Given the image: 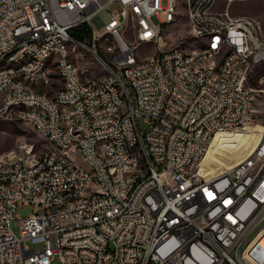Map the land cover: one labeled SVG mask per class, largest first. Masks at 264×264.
Segmentation results:
<instances>
[{"label":"built area","instance_id":"obj_1","mask_svg":"<svg viewBox=\"0 0 264 264\" xmlns=\"http://www.w3.org/2000/svg\"><path fill=\"white\" fill-rule=\"evenodd\" d=\"M218 1L223 9H215ZM241 1L248 0L181 4L187 40L196 47L178 51L168 44L172 28L165 20L177 16L180 0L165 6L163 0H0V88L12 84L7 102H21L17 116L52 149L35 158L30 144L21 143L11 160L0 155V264H250L243 252L264 227V108L249 161L214 177L201 173L216 135L255 123L248 114L256 102L248 92L254 72L234 73V66L261 63L264 70V49L257 48L264 28L255 17L230 13ZM113 5L119 8L96 31L91 18ZM135 22H143V33ZM251 24L260 35H252ZM81 25L89 26L91 42L106 43L111 57L97 81L82 82L69 59L71 31ZM203 32L215 40H202ZM218 32H225L226 45H218ZM144 40L156 41L158 58L139 57ZM218 48L230 54L225 70L206 64ZM43 56L62 59V69L43 64ZM48 71L56 72L50 86L34 87ZM19 75L31 83H20ZM7 102L0 103V117L9 115ZM141 116L145 134L136 123ZM67 145H75L74 155H66ZM136 147L146 150L148 177L136 171ZM94 151L103 152L109 170H101ZM66 196L73 205H65ZM18 205L35 210L21 221ZM17 220L21 237L12 230Z\"/></svg>","mask_w":264,"mask_h":264},{"label":"rangeland","instance_id":"obj_2","mask_svg":"<svg viewBox=\"0 0 264 264\" xmlns=\"http://www.w3.org/2000/svg\"><path fill=\"white\" fill-rule=\"evenodd\" d=\"M181 4H183L182 1L176 13L181 18L169 27L172 29L168 38V44L171 46L178 45V47L184 50L192 49L196 47V44L187 40L190 27L188 19L186 18L187 11ZM165 5L166 0H163V6ZM223 6V2L218 1L215 9H223ZM118 8L117 5H113L109 9H103L96 13L91 18V23L95 30L98 32L102 31L109 21V11ZM230 13L233 16L255 17L261 22L264 28V0L235 2L230 6ZM254 35H260V27L258 24H254ZM257 43L262 47L261 49H264V41H257ZM105 47L106 43L102 40L86 44L77 43L73 40L68 42L69 59L76 68V74L82 82L97 80V78L105 76L104 63L111 61V57L105 52ZM156 53L157 50L153 44H142L137 49V54L140 58L153 57ZM247 74H250L248 90L252 95H256V102L251 107V114L255 118V123H253V126H245L236 132L215 137L205 160L201 164V173L207 177L217 176L224 170L237 165L239 162L247 159L249 154L252 151H256L258 147V141L262 134L260 123L262 122L264 108V94L263 92L259 93V90H264V82L259 84L258 79L264 75V70L261 69V64L251 65ZM52 79H56V77H52ZM49 86L50 84L43 87ZM59 86H61V82L55 83L53 89ZM53 89L49 88L45 89V91L51 94ZM136 123L141 134H145L148 131V124L145 117H139ZM21 143L30 144V151L35 152V158H43L44 155H49L52 152L49 144L42 140L33 128L20 120L17 112L13 111L0 119V155L4 154V158L11 159V153ZM74 153L75 146L70 148L66 152V155H74ZM75 161L79 166L86 168L78 155L75 156ZM34 210L35 208L31 205H18L15 215L22 221L27 219ZM19 220L14 221L12 224V230L17 237H21V224ZM42 247L43 245L40 243L35 245L36 249H42ZM243 257L250 264H264V227L249 242L243 252ZM54 264L59 263L55 262Z\"/></svg>","mask_w":264,"mask_h":264},{"label":"bare ground","instance_id":"obj_3","mask_svg":"<svg viewBox=\"0 0 264 264\" xmlns=\"http://www.w3.org/2000/svg\"><path fill=\"white\" fill-rule=\"evenodd\" d=\"M181 1L183 2V4H187V0H180V2ZM209 3H210V0H202V4H209ZM191 10H199V3H191ZM176 20H177V16H170L169 18H167V20H165V27L169 28L170 26L175 24ZM135 30H136V33H143V22H135ZM251 33L252 35H254V24H251ZM202 40H215V33L203 32ZM217 40H218V45H226L225 32H218ZM142 44H146V45L153 44L156 47V41H153V40H144L142 41ZM257 48L261 49L262 47H260V45L257 43ZM156 50H157V53L151 58H158L159 48H156ZM178 51H185V50L181 47H178ZM51 63H52V68L62 69V59H53L52 61V56H43V64H51ZM229 63H230V54H225V48H218L217 51L215 52V55H209V57H206V64H217L218 70L227 69ZM257 64H261V63L244 64L243 62H236L234 66V73L247 74L248 69L251 67V65H257ZM16 66H24V59H16ZM0 74H1V64H0ZM52 77H56V72L48 71V78L34 79V87L48 86L50 84V79H52ZM76 77L78 78L77 74H76ZM93 81H97V80H93ZM19 82L20 83H31V76L19 75ZM11 92H12V84L2 85V87L0 88V103H6L7 96ZM248 92H249V95H252L249 90ZM251 107H252V104H248V114H251ZM20 110H21V102H7V111H9V114L13 111L17 112ZM0 119H2V117H0ZM20 120H22L25 123V119H20ZM226 134H229V133H226ZM219 135H222V134H218L215 137ZM78 140H85V132H78ZM73 146L75 145H67L66 152ZM120 153H127V145H120ZM94 158H96V160H101V170L110 169V162L109 160H103L102 151H94ZM4 160H11V159L4 158ZM247 161H249V157L247 159H244L238 164H246ZM135 167H136V171H139L141 173V177H148L149 164H148V160L146 157V150H144L143 147L135 148ZM229 169H226V170H229ZM65 205H73V196H66Z\"/></svg>","mask_w":264,"mask_h":264},{"label":"trees","instance_id":"obj_4","mask_svg":"<svg viewBox=\"0 0 264 264\" xmlns=\"http://www.w3.org/2000/svg\"><path fill=\"white\" fill-rule=\"evenodd\" d=\"M71 38L74 42L86 44L91 42L92 32L87 25H81L71 31Z\"/></svg>","mask_w":264,"mask_h":264},{"label":"crops","instance_id":"obj_5","mask_svg":"<svg viewBox=\"0 0 264 264\" xmlns=\"http://www.w3.org/2000/svg\"><path fill=\"white\" fill-rule=\"evenodd\" d=\"M36 87H42V86H36ZM240 163V162H239Z\"/></svg>","mask_w":264,"mask_h":264}]
</instances>
